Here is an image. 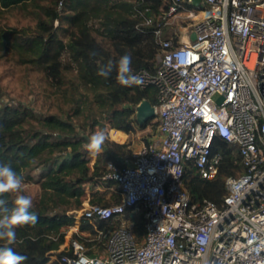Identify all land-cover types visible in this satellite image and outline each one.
<instances>
[{
	"label": "built area",
	"instance_id": "1",
	"mask_svg": "<svg viewBox=\"0 0 264 264\" xmlns=\"http://www.w3.org/2000/svg\"><path fill=\"white\" fill-rule=\"evenodd\" d=\"M136 11L140 25L153 26L159 48L153 72H133L143 81L137 86L156 89L155 131L127 163L108 154L99 164L84 187L86 206L68 211L73 223L48 261L74 264L85 255L93 264H264V0H161L154 18L147 7ZM176 16L184 26L164 37ZM111 130L125 137L113 139ZM108 131L125 144L128 132ZM217 138L236 149L243 167L225 178L219 205L193 199L182 180L187 163L201 178L216 176ZM110 182L120 201L91 203V193ZM139 212L140 241L131 227Z\"/></svg>",
	"mask_w": 264,
	"mask_h": 264
},
{
	"label": "trees",
	"instance_id": "2",
	"mask_svg": "<svg viewBox=\"0 0 264 264\" xmlns=\"http://www.w3.org/2000/svg\"><path fill=\"white\" fill-rule=\"evenodd\" d=\"M38 1L41 0H0V14L8 8L35 2L47 15V21L38 18V30L34 34L24 29L0 27V50L14 48L23 55V62L34 63L55 81L61 78L64 66L61 57L65 54V66L76 71L80 85L90 91L92 101L109 126L130 132L135 125L143 128L150 124L151 119L138 125L135 106L142 99L154 104L155 87L151 84L121 86L115 69L107 76L99 73L109 61L115 63L124 54L131 56L133 72L139 69L154 71L159 48L154 40L153 26L140 25L141 16L136 9L147 7L146 14L154 18L161 0H47L54 8L40 5ZM54 22L57 25L65 22L69 26L67 41L58 37ZM2 96L0 88V163L10 164L24 180L37 183L39 187L38 198L30 209L38 216V222L35 226L18 227L17 241L11 247L27 257L24 264H64L56 260L49 262L48 254L59 248L65 230L73 223L74 218L68 211L80 207L81 200V207L86 206L84 187L100 174V157L93 163L85 148L88 138L70 117L37 114L28 107L3 101ZM110 133L116 140L125 137L119 130ZM111 144L118 149L125 147V144ZM215 146L222 152L216 176L201 178L187 163L182 180L193 199L205 198L219 205L225 193V178L240 174L243 167L236 149L218 138ZM109 156L119 164L113 155ZM112 196L113 202L120 201L118 191ZM2 198L8 208L14 206L13 194H5ZM90 202L107 205L94 192ZM131 224L140 241L144 235L140 212L131 218ZM3 244L4 241H0V246Z\"/></svg>",
	"mask_w": 264,
	"mask_h": 264
},
{
	"label": "rangeland",
	"instance_id": "3",
	"mask_svg": "<svg viewBox=\"0 0 264 264\" xmlns=\"http://www.w3.org/2000/svg\"><path fill=\"white\" fill-rule=\"evenodd\" d=\"M38 3L54 8V5L47 0H41ZM56 9L59 12L60 8L57 7ZM38 18L47 21V15L41 8L35 2H28L26 6H15L4 10L0 14V27L24 29L27 33L34 34L38 30ZM184 24L181 17H174L169 25L165 27V37L179 31ZM53 27L58 37L63 41H67V34L70 31L69 26L65 22L58 25L54 22ZM97 40H101L102 43L108 45L100 37H97ZM22 58L23 55L14 48L9 47L0 50V88L3 93V101L28 107L37 114H56L62 117H70L77 125L78 130L82 131L87 138L94 132L104 130L108 139L103 145L101 153L89 154L92 161L100 157L98 161L103 164L105 157L109 154L113 155V159L118 163H127L132 151L136 150L142 142H145L154 133L155 122L153 118L147 126L139 128L135 125L134 129L127 133L128 136L123 149L114 147L111 144L112 142H121L112 140L111 133L109 136L108 121L92 101L90 91L80 85L76 71L65 66L67 62L65 54L61 57L64 66L59 81L51 80L34 63L23 62ZM215 99L219 102L220 97L216 96ZM76 111L77 113H75ZM90 167L92 166L90 165ZM110 186L105 191H94L96 195L102 197V202L107 204L113 202L112 194L117 191L116 185L112 184ZM12 194L13 196L17 195V193ZM22 194L31 197L34 204L39 194L38 184L24 180ZM67 231L68 228L65 233H68ZM65 239L64 237L62 244Z\"/></svg>",
	"mask_w": 264,
	"mask_h": 264
},
{
	"label": "clouds",
	"instance_id": "4",
	"mask_svg": "<svg viewBox=\"0 0 264 264\" xmlns=\"http://www.w3.org/2000/svg\"><path fill=\"white\" fill-rule=\"evenodd\" d=\"M132 58L124 54L115 63L109 61L101 68L100 75L107 76L113 69L117 72V82L121 86L131 87L143 83L142 79L133 73ZM108 139L104 130L94 132L88 137L85 145L86 150L93 155L102 151L103 145ZM139 155V154H136ZM24 188L23 176L18 174L10 164L0 163V264H24L27 257L17 253L11 245L17 241L16 229L21 226H35L38 216L30 211L33 207L31 197L22 194ZM17 193L13 201V207L6 206L5 194ZM77 247H80L77 245ZM74 264H93L87 256L80 255Z\"/></svg>",
	"mask_w": 264,
	"mask_h": 264
},
{
	"label": "water",
	"instance_id": "5",
	"mask_svg": "<svg viewBox=\"0 0 264 264\" xmlns=\"http://www.w3.org/2000/svg\"><path fill=\"white\" fill-rule=\"evenodd\" d=\"M196 3L197 0H194ZM191 39L195 38V34H191ZM154 117V107L153 105L147 100L142 99L136 106H135V120L138 125L145 124L148 120Z\"/></svg>",
	"mask_w": 264,
	"mask_h": 264
},
{
	"label": "crops",
	"instance_id": "6",
	"mask_svg": "<svg viewBox=\"0 0 264 264\" xmlns=\"http://www.w3.org/2000/svg\"><path fill=\"white\" fill-rule=\"evenodd\" d=\"M91 158V157H90ZM95 161V160H94ZM94 161H93V163H94ZM92 166V165H91Z\"/></svg>",
	"mask_w": 264,
	"mask_h": 264
}]
</instances>
